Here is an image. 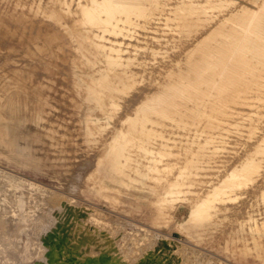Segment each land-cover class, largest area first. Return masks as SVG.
Instances as JSON below:
<instances>
[{
	"label": "rangeland",
	"instance_id": "obj_1",
	"mask_svg": "<svg viewBox=\"0 0 264 264\" xmlns=\"http://www.w3.org/2000/svg\"><path fill=\"white\" fill-rule=\"evenodd\" d=\"M63 1L64 0H0V34H1L0 35V47H1V51L3 50L2 52H7V51L21 52L23 47L24 49H32V47L35 48L44 40V38L47 35H52L53 41H54V45L47 55L36 58L29 53L27 55H21L16 58L17 62L11 64V67L17 70V72L15 73L14 76L12 75L13 73L9 75V76L14 77L15 79V80L9 79L10 81L9 84L13 86L11 87L12 91L14 93L19 92V91H22L21 88L24 89L27 86L25 88V91H26L28 87H31V89L38 91V93H40V97H34V103L38 102L39 100L42 101L45 95H48V98H50V101L52 102V104L61 109L59 116L62 118L64 124L69 129V132L72 134L73 146L76 148V153H74V151L71 152L70 149H64L62 152L56 153V152H51V148L47 143H43V142L38 143L39 145L38 149L40 150H37V158L40 161V165L35 168L25 167V166L14 164V163H8L4 159L0 158V162H1L0 172H2L0 173V177H1L0 184L2 185L3 183H5L6 185L5 184L3 185L5 188L7 187L5 190L3 185L2 186L0 185L1 186L0 188L3 187L2 190L0 189V191H2L0 192V197L2 196L1 198L6 202H11V203L13 202L12 203L13 206L17 208V212H16L17 214L20 213L21 215L22 214L25 215L26 220H28L27 225H26L27 227L26 230L28 232H32L34 231L33 229H34L35 222L33 221L31 223L28 218L30 217V219H32V217L34 218L36 216L35 213L38 214L37 212L39 211L37 210L41 209L42 199L44 197V194L49 193V196L51 197L50 198L51 201L54 200L53 205L55 204L54 206L56 210L58 209L57 207L59 205V208L60 206H62L63 209L64 208L66 209L68 208L66 206H69L67 210L69 209L71 211L76 210L77 212L76 216H75V213H76L75 211L74 213H72L74 214L73 217L75 216L74 219L71 213L69 215V217L70 216L71 217H70V222L68 224L69 226L68 228L70 229L71 227L70 230L73 232L75 230H76L75 232H77L78 230V232L76 233L78 234V236H75V233L72 234V232H70L69 229H67L68 230L67 232H70L72 234V235L70 234L72 236V237L70 236L71 242L76 244L77 243L75 242L76 240L81 241L83 237H86L85 233H88L89 231L92 233L93 231L92 229L94 228L95 230V226L99 227V228H96L99 234L96 231H94L95 233L94 232L92 233L93 235L88 233L89 234L87 235L88 238L86 237V240L84 238L85 242L83 240L81 241L82 243L79 242V244L81 245H84V244L86 245L83 247L89 248V246L93 244L96 238L100 241L99 237L104 238L105 234L109 231V233L106 235V238H104V240H107L108 238L107 236H109V234L110 235L112 234L113 236L112 235L109 236L111 241H109V238H108V241L110 243L100 244L102 247V249L100 250L101 248L99 246L100 242L96 240V242H94L91 252H94L95 254H98V253L100 254V252L104 248L109 250V248L111 247L109 244H111V242H112V245H114L113 243H116V242H117L116 244L121 243L120 245H117V247L119 248L118 252L120 254L118 252L116 253L118 249L117 247H116V251L114 249V253L116 255L118 254L117 257H119L120 259H122V257L126 259V260L122 259L123 264L124 263L130 264L131 262H132L131 264H145V263L147 264V262L148 264H153V263L155 264V262L156 264H245V263L246 264H264V256H263L264 254L262 251H260V249H257V245H260V244L264 245V231L263 230L256 231V229L252 231L248 230L249 220L253 218L255 220H260V221L264 220V199H262V197L260 196L261 191H259L258 193V188H259L260 183L259 185H256L258 184L256 181L258 182L264 181V160H263L264 159V130H263L264 129L263 127L264 126V98L261 97V96H264V94L263 92L259 90L257 86L254 85L256 82H253L252 84L253 88L254 87L255 88L254 89L251 88L250 93H248L245 96L246 97V99L244 100L245 104H241V108L239 107L240 106L239 104H237L238 106L234 104L235 106L238 107L237 109L236 107L234 108L236 110H239L240 113H242V115L240 116L237 115V116H233L229 118L230 122L231 120L235 122L234 125L232 124L234 122H231L232 126H230V122L228 121L223 122V127H222L221 125L222 122L221 124L220 122L211 123L206 120H200V119L194 120L191 118L188 119L187 117H185L186 118L185 121L187 122L185 124L182 122L177 124L176 122L172 120L170 121V119L165 121L167 123L161 121L160 123H158V125L156 124V125L151 126L152 124H147L146 126L147 128L156 127L157 130L162 132L160 133V137L161 136L162 137L160 139L158 138V141H159L158 143L160 147L157 145V146H154L155 148L157 147V149H160L161 148L160 144L162 143L168 144L170 142V141L168 142V140L172 141V143L168 144L169 149H171L173 145H174V148L171 149L172 151L170 150V152L173 153L172 154L173 156L172 155L166 156L163 160V164H161V165L170 166L169 171L159 174L161 176L158 178H160L161 180H159V182H156L150 179H147L144 181L145 177L139 175V173L137 172H148L146 166L153 159V156L146 154L144 151L137 152V148H133V151L137 152L138 154L132 152L128 156V152L123 149L124 140H122L121 137H119L120 136L119 130L120 128L124 127L123 122L121 121L123 119L136 116L137 109L141 108L140 106L145 107L147 100L150 98V96L154 95L153 93L157 92L159 88L158 86H156L157 88L156 89L155 84L153 83L154 80H156L155 77H160L162 82H164L165 80L167 81L165 74H167V72L172 69H175V70L178 69L177 66L174 67L171 65L172 61H180L181 66L182 67L185 66L184 64L185 55L181 54V52L183 53V51L181 50L185 49V47L182 44L183 42L182 40L186 39V36H185L186 34H184V31L182 32L181 29L179 32V29L176 27L177 23H175L178 21L172 22L171 27H166L165 25H163L165 21H155V22H162V23H160L161 24L160 26L155 25V23H153V25L149 24L148 26L150 29H142L141 27H139L137 28L138 31L134 33L135 37H126L124 42H126L127 44H124L125 46L123 45V47L124 48L126 47V49L123 53H121L123 57L122 58L123 61L126 62V60L129 59L131 55L132 56L135 55L134 52L132 51L134 49V45L141 46L140 52L138 54V58L141 56L140 58L141 61H139V63L137 61L129 65L127 68L123 66L119 70L120 71L127 70L128 72H135L136 74L135 77H137V83H136L135 88L130 91V94L123 95L122 97L116 100L117 101L116 107L112 108L111 106H108L107 110H105L102 107H100L97 101L95 100L93 89L96 86L98 80L103 78L105 75L109 73V65L106 62V59L104 58V56L92 46L91 39L85 38L84 35L79 30L76 29L82 24L80 17L77 15L73 19H70L63 15V12H62V2ZM74 1L76 3L72 2V9L74 10L75 8L76 10L77 0H74ZM173 24H176V26L175 25L173 26ZM7 27H10L9 29L11 30H9ZM162 27H164V29H161ZM175 27L177 30H174ZM149 33H154V35L156 34L157 37L159 36V39L166 38V36L174 37L175 38L174 42H176L177 44H174L173 46L172 44L170 46L156 44L157 48H155L156 46L153 44H155L156 42V36H154L153 34L149 35ZM9 35L10 37H8ZM120 38H122V36ZM145 38L147 39L144 40ZM150 42H151V45L149 44ZM149 45L151 48H155V51L157 54H153L151 51H148L149 49L147 48L149 47ZM174 46H179V47H174ZM175 52H177V54H175ZM171 54L172 56L176 55L178 57H171ZM179 54L181 55V57ZM143 61H146V63L145 64L141 63ZM161 61L162 63H165V64H162ZM149 63L150 65L148 66ZM161 65H166L165 67H169V68H165L167 72L165 69H163L164 66H161ZM132 66H133V69H132ZM156 66L157 68H159V70L156 69ZM153 68L154 70H156L155 71L156 73L154 72ZM159 71H161L160 72L161 74L159 73ZM154 73L157 75H155ZM16 75L19 77H17ZM9 76L8 78H11ZM22 76L24 78L26 77V79L22 78ZM145 76L148 79L144 78ZM23 79L25 83L23 82ZM221 80H222V76H218L217 81L220 82ZM254 80L256 79L254 78ZM35 81L37 85L33 84V82ZM22 83H24L25 85L24 84L22 85ZM29 83L33 85L31 86ZM19 84L22 85L21 88ZM146 85H148V87ZM138 86H140L141 88H144L143 91L145 92L141 91L142 94H139L141 92L139 89L140 87ZM145 89H147V91ZM136 90L139 91L137 92L140 98L137 97ZM215 91L213 92L215 94H212L213 96L208 95L206 99V103L208 104H206L205 109L208 112V115L211 114L210 104L213 103L212 105H214V103L220 102L219 101L220 99H218L219 96L217 95L218 91L217 90ZM130 95H132L131 96L132 98L130 97ZM136 97L139 99L138 100L135 99ZM128 98L129 99L131 98V100L134 101V103L132 104V102H127L129 101ZM37 106L41 108V105H37ZM242 108H244V110L246 111H243ZM175 112L182 113L183 111L177 110ZM177 115L175 116L176 118H177ZM248 115H253V117L249 118ZM178 117H180V115H178ZM235 117H237L236 118L237 120H235ZM169 122L171 123L170 125H169ZM188 123H190V125ZM209 123L213 124L214 126L209 125ZM224 123L226 124L224 125ZM167 125H169V127L171 126L170 128H173V129L166 127ZM202 125L207 126L208 129H205L206 127L202 129L203 127ZM217 125H218L217 127L218 129L216 128ZM243 126L244 128H241ZM139 127L140 126L137 127V125L135 126L131 124V125H128L126 128L131 134H133L134 133L133 130L139 129ZM177 127H178V130H177ZM199 127H201L202 130ZM230 128L235 133L229 132V130L231 131ZM245 129L249 131V133H247V131L245 132ZM162 130H165L164 134ZM181 130L182 131L184 130L183 132L185 133H183ZM166 131L169 133L171 132L172 136H170L171 134H168ZM220 133H222V137L220 136L221 135ZM175 134L179 135L180 137ZM140 135H142V137L145 138L144 134H140ZM216 136H218L219 138ZM186 137L188 140L186 139ZM224 137L226 139H224ZM257 138H260V139H257ZM201 139L205 141L203 142ZM186 141H188V143L190 144H188ZM251 143L252 145H250ZM175 146L177 148L179 147L180 149L179 148L177 149ZM181 146H182V149H181ZM250 148H251V151H249ZM176 149L179 151H176ZM184 154L186 155L184 156ZM197 155L200 157L198 158ZM217 156H219V158L223 156L221 160L226 161V163L224 161L223 162L225 164L221 163L222 161L219 162V158L218 159L216 158ZM204 158L206 161L204 160ZM179 160H180V163L178 162ZM85 161L86 162L88 161L89 163L88 162L86 163ZM201 161H203V163L205 164H203ZM243 161L245 162L243 163ZM235 162L236 164H234ZM255 162H258L262 172L261 171L258 172L256 171V169H254ZM115 164H118L120 166V169L115 170L114 169ZM194 164H197V165H194ZM226 165H228L229 167L231 165V167L228 168L230 170L226 169L228 167ZM82 168H85L86 170ZM187 169H193L195 172H200L201 175L196 178L198 180V183L192 189L193 190L196 189L194 191L201 193V195L207 193L211 189V187L214 185V183H216L218 180H221L222 178L220 177H225L226 175H228L229 172L236 173L237 175L236 179H232L231 182L240 184V190L238 192L241 193V195L237 201H231L228 204L230 207H232V210L228 211L229 213L228 218H225V217L214 218V219L208 218L207 220H201V221L196 222L194 224L195 226L193 227V231L190 232V231L185 230L182 227V224L186 220V218L189 217L190 210L192 209V207L195 208L199 200V198L196 197L195 194L181 195L180 198H178L174 203L170 205L169 208L165 210L166 215L164 216L158 215L157 213L158 204L155 203V200H154L155 198L153 197V190H154L153 188L156 186H160L161 183L166 184V182L163 181V178H165L166 176L170 175V177L172 178L174 177L173 176L174 174L176 175L179 172H183L184 170H187ZM211 170L213 172H211ZM222 170L223 172H221ZM83 171H85L84 172L85 174L83 173ZM78 172L79 173L82 172L81 175ZM106 172H126L129 176L133 177L134 179H137V181L134 182V185L132 183L130 184V186L121 185L118 187L117 190L102 189V183L104 180V176L110 175V174H107ZM169 172H172V173H169ZM63 175L70 177L68 179V182H66L65 184H63L62 181H60ZM72 175H76L77 180H75V178L72 179L71 178ZM80 176H81V180H79ZM199 177H201L202 179L200 178L199 180ZM72 181L74 182L77 181L75 182L78 187L77 190L71 189V187L69 186V184ZM197 188L198 189L201 188V189L198 191ZM162 189L163 187H160V189H158V191L156 192L158 193L163 192ZM250 190H252V192H250ZM92 191L94 192V195ZM256 191H257V194H256ZM243 192L245 194H243ZM8 198L10 199L8 200ZM249 199H251V201ZM248 201L250 202L248 203ZM64 202L65 204L63 207V205H60V204H63ZM20 207L24 208L22 212H20ZM82 207H84L83 211L80 212V210H82L81 209ZM92 210L94 211L95 215L93 214ZM84 212L85 213L87 212V213L84 215ZM42 213L38 215L42 216ZM54 213H55V216L56 215L58 216L60 214L57 211L56 212L54 211ZM81 213L85 217H82L83 215ZM97 213H100V214H97ZM90 214L92 215L93 218L91 217ZM77 215L78 216L82 215V216L78 217ZM100 215L103 218L100 217ZM96 216L97 218L95 219ZM76 218L78 219V221L80 220L81 223L76 221L77 220ZM84 218L86 219L89 218V219L84 220ZM92 219L95 221H93ZM72 220L74 221L72 222ZM96 220H100V221L102 220V222L96 221ZM251 221L253 222V220ZM76 222H78L77 223L78 227L76 225ZM84 222L87 225H85ZM104 222L106 226L104 225ZM210 222L212 223L210 227L204 225L205 223H210ZM82 223L85 226H89L91 223H93L91 225L94 227L90 225V227L89 228L86 227L87 228L86 229L84 228L85 226H83ZM110 223L111 225L113 224L112 226L114 228H112ZM96 224H98L99 226ZM100 224L102 225L100 226ZM35 225H36L35 229L37 228L38 230L39 224L36 223ZM138 227L139 228L143 227L142 228L143 230L142 229L140 230ZM144 227H145V230L148 229L146 230L148 233L153 232L152 234L154 235V237L151 233H149V235H147L148 233L146 232L144 233ZM102 228L104 229L103 232H101ZM109 228L111 231L108 230ZM83 229H84V234L82 233ZM85 230L86 231L88 230V232H85ZM112 230L113 231L115 230L114 233ZM125 230L127 231V233ZM154 232H156L157 234ZM196 232H202L203 237H204V240L202 242H200V239H198V237L195 236L194 233ZM79 233L80 234L82 233L83 235H79ZM142 233H144L143 235L145 237L143 235L142 236L144 237L145 241H146V238L147 240H150L151 238L150 240L151 242L152 240L154 241V238H155L154 243L152 242L153 244H151L148 241L146 242L147 244L144 243V240H142L143 237L140 236ZM134 235L138 237V240H136L135 237H132ZM79 236L81 240H79L78 238ZM89 236L90 238H93L92 241H87L89 240ZM113 237L115 238V242H113L114 241ZM235 237L240 238V239L243 238V240L239 241V246L241 247L238 249L239 252L235 254V257H230L231 252L229 250H226L225 248H228V246H232L231 242L233 241ZM128 238H131V240H128ZM156 238L158 240L157 241L158 243H156ZM244 239H247V242H245ZM132 240H135L134 242L136 243H134ZM169 240L173 241V243H175V245L177 246L175 247V245H172V246L168 245ZM128 241H131L133 245L131 244V242H128ZM88 242L89 243L92 242V243L89 244ZM101 242H105V241L101 240ZM165 243L167 245V248H165ZM87 244H89V246H87ZM104 244L107 247L105 246L103 247ZM122 244H124L123 246L126 245L125 248L122 246ZM134 244H137V245H134ZM139 244L140 246H144V247L141 248ZM150 244L151 246H149ZM81 245L80 247L82 248ZM246 245L248 246L249 250H242L246 248ZM96 246L99 247L100 251L96 250L98 249L96 248ZM127 246H128V249H127ZM133 246L135 247L134 249L131 248ZM158 246L161 248L160 250ZM80 247L79 249H81ZM114 247L112 246L111 247L112 250L109 251V253L107 254H109L110 256L115 255L113 254ZM122 247L126 251L127 250L128 251L127 252L125 250L122 251L121 250L123 249ZM177 247L181 248V251L183 252L181 253V255L172 253L175 251ZM130 248L132 250L129 252ZM168 248L170 249L168 250ZM183 248L184 250L187 248V250H185L186 253L184 252ZM135 249H137L138 252L140 253L139 254L140 256L138 255L139 258L137 257L138 253L136 252L137 250ZM146 249H148L149 251L147 250L148 251L147 252ZM132 252L133 253L136 252L137 253V254L135 253L136 256ZM152 253L154 257L150 256L152 255ZM165 254H170L171 257L170 255H168L169 256L168 257ZM175 254L177 257L175 256ZM119 255L122 257H120ZM147 255H149L150 259ZM143 256H145V258ZM128 257H130L131 259V261H129L130 263H128L127 261ZM156 257H158L157 258L158 261L156 260ZM143 259L144 261L145 260L146 261L143 262ZM39 260L45 263L43 258ZM134 260L136 261V263L135 262L133 263ZM151 261L152 263H150Z\"/></svg>",
	"mask_w": 264,
	"mask_h": 264
},
{
	"label": "bare ground",
	"instance_id": "obj_2",
	"mask_svg": "<svg viewBox=\"0 0 264 264\" xmlns=\"http://www.w3.org/2000/svg\"><path fill=\"white\" fill-rule=\"evenodd\" d=\"M72 2L74 3L75 1L74 0H70V1L64 0L62 2L63 15L67 18H70V19H73L77 15L80 17L82 24H81V26L78 25L79 27L76 29L79 30L84 35L85 38L91 39L92 46L104 56V58L106 59V62L109 65V73L107 75H105L103 78L99 79L96 86L93 89V93L95 95V100L97 101L99 106L105 110H107L108 106H111L112 108L116 107L117 106L116 100L118 98L122 97L123 95L130 94V91L135 88L136 83H137V77H135L136 76L135 72H128L127 70H124V71L119 70L123 66L127 68L129 65H131L135 62L138 61V63H139V61H141L140 60L141 56L138 58V54H139L140 48H141L140 45H134V49L132 51L134 52L135 55L134 56L131 55L130 58L127 59L128 61L127 60H126V62L123 61V59H122L123 57H122L121 53H123L126 49V47L125 48L123 47L124 44H127L126 42H124L126 37H135L134 33L138 31L137 28H139V27H141L142 29H150L148 26L149 24L153 25V23H155V25L160 26L161 25L160 23H162V22H155V21H165L163 23V25H165L166 27H171L172 22L178 21V22H175V23H177V26H176V24H173V26L175 25L179 29V32L181 29V31L182 32L184 31V34H186L185 35L186 39L182 40L183 41L182 44L185 47V49L181 50V51H183V53L181 52V54L185 55V60H184L185 66L182 67L180 61H172L171 65L174 67L177 66L178 69L177 70L172 69V70L167 72V70L165 68H169V67H165L166 65H161V66H164L163 69H165L167 72V74H165L167 81L164 79L165 81L162 82L160 77L154 76L156 78V80H154V82H153L155 84V88H156V86H158V88H159L157 90V92L153 93L154 95L150 96V98L147 100L145 107L140 106L141 108L137 109V112H136L137 115L136 116L129 117V118L123 119L121 121V122H123L124 127L120 128V130H119L120 136L119 137H121V139L124 140V143H123L124 148L123 149L128 152V156L132 152L137 153L139 151H144L146 154L153 156V159L146 166L148 172H137V173H139V175L145 177L144 181L147 179H150V180H154L156 182H159V180H161L160 178H158L161 176L159 174L163 173V172L165 173L166 171L170 170L169 165H161V164H163V160L166 156H170L173 154L170 152V150L172 148H174V145H173V147L171 149H169L168 144L172 143V141L168 140L167 138L166 139L168 140V142L170 141L169 143L167 142L168 144L162 143V144H160L161 145L160 149H157V147L155 148L154 146H157V145L159 146L158 138L160 139L162 137V136L160 137V133H162V132L157 130L156 127L155 128H147L146 127L147 124H152L151 126L156 125V124L158 125V123H160L161 121L165 122L166 120H169V119H170V121L172 120V121L176 122L177 124L181 123V122L185 124V123H187L185 121L186 120L185 117H187L188 119L191 118L194 120H196V119L206 120V121L211 122V123L220 122V124H221V122H222L221 125L223 127V122H227V121L230 122L229 118H231L233 116H237V115L238 116L242 115V113H240L239 110H236L238 108L237 104L240 105L239 106L240 108H241V104H245L244 103V100L246 99L245 96L248 93H250V89L253 88V85H252L253 82H256L254 85L257 86L259 88V90L261 92H263V94H264V0H77V5L75 4L77 6L76 10H75V8H74V10L72 9ZM75 25H77V24H75ZM176 27L174 28V30H177ZM7 28L9 29L10 27H7ZM161 29H164V27H162ZM9 30H11V29H9ZM4 31H6V30H4ZM148 32H147V34H148ZM158 32H159V30H158ZM152 34L154 35V33H149V35H152ZM168 35H170V34H168ZM121 36H122V38H120ZM154 36H156V34ZM8 37H10V35ZM176 37H177V35H176ZM142 38H144V37H142ZM146 39L147 38H145L144 40H146ZM152 39H153V37H152ZM1 40H3V39H1ZM154 40H155V38H154ZM174 40H175V38L171 37V36H169V37L166 36V38H160V39H159V36L158 37L156 36V42L153 45L156 46L155 48H157V45H169L170 46L172 44V46H173L174 44H177L176 42H174ZM149 44L151 45V42ZM53 45H54L53 36L47 35L44 38V40L35 48L32 47V49H24V47H23L24 50L22 49L21 52H16V51L2 52L3 50L1 51V47H0V158L4 159L8 163H14V164H19V165H22L25 167H33V168L39 166L40 161L37 158V150H40V149H38L39 148L38 143H42V142L47 143L50 146L51 152L58 153V152H62L64 149H70L71 152L74 151V153H76V148L73 146L72 134L69 132V129L64 124L62 118L59 116L61 109L52 104V102L50 101V98H48V95H45V97L42 99V101L39 100L38 102L34 103V97H40V93H38V91L31 89V87H28L26 91H25V88L27 86L24 89L21 88V86L25 83L24 79H26V77L24 78L22 76V78H24L23 79L24 83H22V85L19 84L22 91L14 93L12 91V88H11L13 86L11 84H9L10 83L9 79H11V80L14 79V77L9 76V75L13 73L12 75L14 76L15 73L17 72V70H15L13 67H11V64L17 62L16 61L17 57H19L21 55H27L29 53L36 58L40 57V56L42 57L44 55H47L50 52ZM150 45H149V47H150ZM142 47H144V46H142ZM149 47L147 48V49H149L148 51H151L153 54H157L155 51V48H151V47L149 48ZM174 47H179V46H174ZM167 48H169V47H167ZM172 52H174V51H172ZM175 54H177V52H175ZM197 55L200 57H198ZM147 57H148V55H147ZM171 57H178V56H176V55L172 56V54H171ZM180 57H181V55H180ZM196 57H198V58H196ZM166 58H167V56H166ZM20 61H21V59H20ZM166 61H167V59H166ZM141 63L145 64L146 61H143ZM161 63H162V61H161ZM162 64H165V63H162ZM149 65H150V63L148 64V66ZM132 69H133V66H132ZM135 69H134V71H135ZM156 69L159 70V68H157V66H156ZM153 70H154V68H153ZM138 71H140V70H138ZM155 71L156 70H154V72ZM160 72L161 71H159V73ZM155 75H157V74H155ZM8 76L11 78H8ZM218 76H222V80L220 82L217 81ZM17 77H19V76H17ZM144 78H146V76ZM254 78L256 80H254ZM18 79H20V78H18ZM146 79H148V78H146ZM148 83H149V81H148ZM33 84L37 85L36 81L33 82ZM33 84H30V85L32 86ZM145 84H147V83H145ZM258 85H260V86H258ZM146 86L148 87V85H146ZM138 87H140V86H138ZM139 89L141 92V91H143L144 88L140 87ZM147 89H145V90L147 91ZM156 89H155V91H156ZM149 90H150V88H149ZM215 90L218 91L217 95L219 96V98L218 97L217 98L220 99L219 100L220 102L214 103V105H212L213 103L210 104L211 105L210 106L211 114L208 115V112L205 109L206 104H208V103H206V99H207L208 95L215 94V93H213ZM137 91L138 90H136V92ZM138 92L136 93L137 97H139ZM143 92H145V91H143ZM152 92H153V90H152ZM139 94H142V92ZM131 96L132 95H130V97ZM137 97L135 99L138 100L140 97L139 98H137ZM261 97L264 98V96H261ZM131 98L130 99L128 98L129 101H127V102H132V104H133L134 101H132ZM123 99H121V100H123ZM253 101H254V99H253ZM124 102H126V101H124ZM259 102H261V101H259ZM231 104H233V105H231ZM234 104H236L237 106H235ZM247 104H249V103H247ZM37 105H41V108H39ZM249 105H251V104H249ZM120 107H121V105H120ZM130 107H132V106H130ZM234 107H236V109ZM177 110H182L183 112L177 113V112H175ZM207 110H209V109H207ZM242 110L246 111V110H244V108H242ZM248 110H249V108H248ZM248 112H250V111H248ZM175 113H176V115L177 114L180 115V117H178V115H177V118H176ZM243 116H245V115H243ZM248 117L249 118L253 117V115H248ZM236 118L237 117H235V120H237ZM231 122H234V121L231 120ZM231 122H230V126H232ZM165 123H167V122H165ZM131 124H133L135 126L137 125V127L140 126L139 129L133 130V132H134L133 134H131L128 131V129L126 128L128 125H131ZM170 124L171 123L169 122V125ZM188 124L190 125V123H188ZM188 124H186V125H188ZM225 124L226 123H224V125ZM232 124L234 125L235 122ZM159 125H161V124H159ZM169 125H167L166 127H169ZM204 125H206V124H204ZM209 125H213V124L209 123ZM227 125H226V127H227ZM204 127H206L205 129H208L207 126H203L202 129H204ZM217 127H218V125L216 126V128ZM263 127H262V129H263ZM199 128L201 129V127H199ZM228 128H229V126H228ZM241 128H244V126ZM170 129H173V128H170ZM170 129H169V131H170ZM222 129H224V128H222ZM165 130H166V128H165ZM165 130H162L163 134H164ZM177 130H178V127H177ZM228 130H227V132H228ZM246 131L247 130L245 129V132ZM221 132H222V130H221ZM229 132H234V131H232V129H231V131L229 130ZM167 133L171 134L170 136H172L171 132L170 133L167 132ZM167 133H166V135H167ZM183 133H185V132H183ZM247 133H249V131H247ZM140 134H144L145 138L142 137V135H140ZM198 134H199V132H198ZM220 134H221L220 136L222 137V133H220ZM175 135H177V134H175ZM260 135H262V134H260ZM177 136H179V135H177ZM190 137H192V136H190ZM216 137H218V136H216ZM186 139H187V137H186ZM224 139H226V138L224 137ZM257 139H260V138H257ZM202 141L204 142L205 140H202ZM202 141H201V143H202ZM173 142H175V141H173ZM186 142L188 143V141H186ZM248 143H250V142H248ZM181 144H182V142H181ZM188 144H190V143H188ZM175 145H176V143H175ZM250 145H252V143ZM133 148H137V152L133 151ZM226 148H227V146H226ZM177 149H176V151H179ZM181 149H182V146H181ZM187 150H188V148H187ZM46 151H47V149H46ZM249 151H251V148L249 149ZM178 155H180V154H178ZM185 155L186 154H184V156ZM199 157L200 156H198V158ZM233 157H234V155H233ZM129 158H131V157H129ZM178 158H180V157H178ZM205 158H204V160H205ZM216 158L218 159L219 156H217ZM222 158H223V156H221V158H219V162L222 161L221 160ZM198 160H200V159H198ZM174 161H175V159H174ZM223 161L221 163H224V162L226 163V161H224V162ZM238 161H239V159H238ZM178 162L180 163V160ZM201 162L203 163V161H201ZM217 162H218V160H217ZM244 162L245 161H243V163ZM194 163H196V162H194ZM203 164H205V163H203ZM234 164H236V162ZM194 165H197V164H194ZM89 166H91V165H89ZM218 166H219V164H218ZM226 166H228V165H226ZM213 167H215V166H213ZM230 167H231V165H230ZM230 167L228 166L226 169H228ZM220 168H222V167H220ZM262 168H263V166H262ZM82 169H85V168H82ZM87 169H89V168H87ZM114 169L118 170V169H120V166L118 164H115ZM254 169H256V171H258V172L261 171V168H260L258 162H255V168ZM228 170H230V169H228ZM238 170H240V169H238ZM84 172L85 171H83V173ZM211 172H213V171L211 170ZM218 172H219V170H218ZM221 172H223V170ZM0 173H2V172H0ZM81 173L82 172H80L79 174L81 175ZM106 173L110 174V175L104 176V180L102 183V189L117 190L118 187L121 185H129L130 186L131 183L134 185V182L137 181V179H134L133 177L129 176L126 172H106ZM169 173H172V172H169ZM173 174H174V172H173ZM203 174H205V173H203ZM200 175H201L200 172H195L193 169H187V170H184L183 172H179L176 175L174 174L173 175L174 177H172V178L170 177V175L163 178V181H165L166 184L161 183L160 186H156L153 188L154 189L153 190V197L155 198L154 199L155 203L158 204V210H157L158 215H162V216L166 215L165 210L167 208H169L170 205L172 203H174L178 198H180L181 195L195 194V196L198 197L199 200H198V203L196 204L195 208L192 207V209L189 212V217H187L186 220L182 224V227L185 230L190 231V232L193 231V227L195 226L194 224L196 222L201 221V220H207L208 218L209 219L223 218V217L228 218L229 217L228 211L232 210V207H230L228 204L231 201H237L241 195V193L238 192L240 190V184L231 182L232 179H236V177H237L236 173L235 172H229L228 175L225 174L226 175L225 177H220L222 179L218 180L216 183H214V185L211 187V189L203 195H201V193L194 191L196 189H194V190L192 189L195 185H197L198 180L196 178ZM2 178H4V177H2ZM69 178L70 177L63 175L60 181H62V183L65 184L66 182H68ZM71 178L72 179L75 178V180H77L76 175H72ZM200 178L201 177H199V180H200ZM0 179H1V177H0ZM79 180H81V176H80ZM206 180H208V179H206ZM75 182H77V181H75ZM75 182L72 181L70 184L69 183L68 184L71 187V189L77 190L78 187H77ZM256 182L258 183L256 185H259V183H260L259 188H258V193H259V191H261L260 196L262 197V199H264V181H262V182L256 181ZM3 184H5V183H3ZM64 186H66V185H64ZM3 187H4V185H3ZM160 187H163V189H162L163 192H159V193L156 192V191H158V189H160ZM2 188H0V189L2 190ZM6 188H5V190H6ZM200 189L201 188H199L198 191ZM3 191H4V189H3ZM0 192H2V191H0ZM250 192H252V190H250ZM45 194H44V197L42 199V206H41L42 210L41 209L37 210V211H39V212L41 211V212L39 213L36 211L38 214H41L43 212L42 216L35 213L36 216L34 218L33 217H32V219H30V217L28 218L31 223L33 221L35 222L34 223V229H33L34 231H32V232H28L26 230L27 229L26 225H27L28 220H26L25 215L24 214L21 215L20 213L17 214L16 213L17 208L15 206H13V204H12L13 202L12 203L6 202L1 198L2 196L0 197V264H33L36 261H40L39 259H41V258L44 259L46 264H54V263H61V264H123L122 259H125V258L119 255L120 257H122V259H120L119 257H117L118 254L116 255L114 253V249L116 251L117 245H120L121 243L116 244L117 243L116 242V243H113L114 245H112V242H111V244H109L111 247L112 246L114 247L116 245L113 248V254H115L116 257H115V255L110 256L109 254H107V253H109V251L112 250V248L110 246H109L110 248L108 247L109 250L104 248L100 252V254L98 253V251H97L98 254L91 252L92 247L94 245V242H96V240L99 241L97 238H96V240L94 238L95 241L93 242V244L91 246H89V244H91L92 242H90V243L88 242L89 244H87V246H89V248L83 247V246H86L85 244L84 245L79 244V242H81L82 240L84 241V238L86 240L87 235H89L88 233L92 234L94 231L97 232L96 228H99V227L95 226V230L93 228L92 233L90 231L88 232V230L87 231L85 230V232H88V233H85L86 237H83L81 240V238L79 236L78 238L81 241H77V240L75 241L79 244V246L77 243L74 244L73 242H71L70 238L72 237L71 235L73 233H75V236H78V234H76L78 232V230H77V232H75L76 231L75 228L78 227L77 223L78 222L81 223L80 220L78 221V219L76 218L77 219L76 221H78V222H76L77 227L74 228L75 231L74 232L71 231L70 230L71 227H70V229L68 228L69 227L68 224L70 222V217H71V216L69 217V215L71 213V215L73 217L74 214H72V213H74V211L76 212V210H74V211H71L70 209L67 210L69 208V206H66L68 208H66V209L64 208L66 210V212H65V210L62 208V206H60V208H59L58 204H57L58 207L56 206L58 209L56 210V208L54 206L55 204L53 205L54 200L51 201V199H50L51 197L49 196V193H47L46 195ZM243 194H245V193L243 192ZM256 194H257V191H256ZM93 195H94V192H93ZM189 197H191V196H189ZM250 197H251V195H250ZM9 199L10 198H8V200ZM251 199H249V200L251 201ZM250 201H248V203ZM101 203H103V202H101ZM64 204H65V202L63 204H60V205H63V207H64ZM67 205H68V203H67ZM78 206H80V205H78ZM83 208L84 207L81 208L82 210H80V208H79L80 212L83 211ZM85 209H84V211H85ZM22 210H24V208L20 207V212H22ZM72 210H73V208H72ZM54 211L55 212L57 211L58 213H60L59 214L60 216L59 215H58L59 217L57 215L55 216ZM69 211H71V212H69ZM86 213L84 212V215ZM89 213H90V211H89ZM100 213H97V214H100ZM76 214H77V212L75 213V216H76ZM93 214H94V211H93ZM82 215H79V216H82ZM84 215L82 217H85ZM75 216L73 217V219L75 218ZM97 216H99V215H97ZM97 216L95 217V219L97 218ZM103 216H105V215H103ZM167 216H169V215H167ZM68 217H69V219H68ZM91 217H92V215H91ZM100 217H102V216L100 215ZM107 217H108V215H107ZM245 218H247V217H245ZM85 219L86 218H84V220ZM88 219L89 218H87L86 220H88ZM98 219H100V218H98ZM251 220H253V222ZM251 220H249V223H248V227H249L248 230L252 231V230L256 229V231H261V230L264 231V220L260 221V220H255L254 218ZM73 221L74 220H72V222ZM93 221H95V220H93ZM96 221H100V220H96ZM100 222H102V220ZM36 223L39 224V226L37 225L38 230H37V228L35 229ZM86 223H85V225L88 224V223L87 224ZM120 223H121V221H120ZM91 224H93V223H91ZM82 225H83V223H82ZM85 225H83V226H85ZM90 225L85 226L84 228H86V227L89 228ZM96 225H98V224H96ZM101 225L102 224H100V226ZM104 225H105V222H104ZM110 225H111V223H110ZM204 225L210 227L212 225V223L211 222L205 223ZM74 226H75V224H74ZM92 227H94V226H92ZM112 228H114V227L112 226ZM122 228H124V227H122ZM142 228H139V229L141 230ZM67 229H69V231L72 232V234L70 232H67L68 231ZM72 229H73V227H72ZM80 229H81V227H80ZM103 230L104 229L102 228L101 232H103ZM105 230H107V229H105ZM108 230H110V228ZM136 230H138V229H136ZM146 230H148V229H146ZM146 230L144 227V233L145 232L148 233ZM114 231H113V233H114ZM34 233H35V235H34ZM82 233L84 234V229H83ZM82 233L81 234L79 233V235H83ZM108 233H109V231L106 234L103 233V234H105V237L104 236L103 237L106 238V235ZM126 233H127V231H126ZM144 233H142L140 236H142ZM149 233L152 234L153 232H149ZM149 233L147 235H149ZM154 233H156V232H154ZM100 234H102V233H100ZM194 234L196 237H198V239H200V242H202L204 240L202 232H196ZM111 235L109 234V236H111ZM136 235H138V234H136ZM109 236H107V237L109 238V241H111ZM123 236H124V234H123ZM132 237H135L136 240H138V237H136L135 235ZM144 237L142 238V240H144ZM153 237H154V235H153ZM99 238H100V241H99L100 243L99 242L98 243H99L100 247H101L100 244H102V243H107V244L110 243L108 241V238H107V240H104V238H101V237H99ZM131 238H128V240H131ZM72 240H73V238H72ZM92 240H93V238H90V236H89V240H87V241H92ZM101 240H103L105 242H101ZM113 240L112 241L115 242L114 237H113ZM120 240H121V238H120ZM150 240H151V238H150ZM150 240H147V238H146V241L144 240V243H146L147 241L150 242ZM160 240H161V238H160ZM241 240H243V238L240 239V238L235 237L233 239V241L231 242L232 246H228V248H225L226 250H229L231 252L230 257H235V254L239 252L238 249L241 248L239 246V241H241ZM244 240H245V242H247V239H244ZM132 241L134 242L135 240H132ZM154 241H155V238H154ZM154 241L152 240L150 243L153 244ZM157 241L158 240L156 238V243H158ZM128 242H131V241H128ZM134 243H136V242H134ZM166 243H165V248H167ZM131 244H132V242H131ZM137 244H134V245H137ZM151 244L149 246H151ZM80 245L82 246L83 250L80 247ZM123 245L124 244H122V246ZM155 245H157V244H155ZM168 245L172 246V245H175V243H173V241L169 240ZM104 246H105V244L103 245V247ZM125 246H123V247L125 248ZM139 246H140V244H139ZM176 246L177 245H175V247ZM79 247L81 249H79ZM105 247H107V246H105ZM140 247L142 248L144 246H140ZM178 247H180V246H178ZM178 247L172 253H176L177 255L178 254L181 255V253H183V252L181 251V248H178ZM96 248H98L96 250H99V247L96 246ZM124 248L123 249L120 248V249L122 251H124L125 250ZM131 248L134 249L135 247L133 246ZM131 248L129 249V252L132 250ZM136 248H137V246H136ZM234 248H236V249H234ZM101 249H102V247L100 248V250ZM127 249H128V246H127ZM148 249H146V251ZM154 249H155V247H154ZM156 249H158V248H156ZM160 249L161 248L159 247V250ZM169 249L170 248H168V250ZM257 249H260V251H262L264 254V251H263L264 245H262V244L257 245ZM93 250H95V249H93ZM105 250L108 252H106ZM135 250H137V249H135ZM183 250H184V248H183ZM185 250H187V248ZM185 250H184V252H185ZM242 250H249L248 246L246 245V248L242 249ZM118 251H119V248L117 249L116 253ZM170 251H169V253H170ZM126 252H125V254H126ZM136 252H134V253L132 252V253L134 255L136 253L137 257H138V255L140 253L138 252V250ZM122 253H124V252H122ZM144 253H146V252H144ZM150 253H148V254H150ZM125 254H124V256H125ZM176 254H175V256H176ZM165 255L168 256L170 254H165ZM165 255H163V256H165ZM147 256L149 257V255H147ZM150 256L154 257L153 253ZM163 256H162V258H163ZM143 257L145 258V256H143ZM148 257H146V258H148ZM170 257H171V255H170ZM128 258H129V260H128ZM128 258H127V261H128V263H130L129 261H131V259H130V257H128ZM157 258L158 257H156V260H157ZM149 259H150V257H149ZM153 259H155V258H153ZM172 259H174V258H172ZM145 261L143 259V262H145ZM134 262L136 263L135 260L133 261V263ZM140 263H141V261H140ZM150 263H152V261ZM37 264H41V263H37ZM124 264H126V263H124ZM147 264H148V262H147ZM155 264H156V262H155Z\"/></svg>",
	"mask_w": 264,
	"mask_h": 264
},
{
	"label": "water",
	"instance_id": "obj_3",
	"mask_svg": "<svg viewBox=\"0 0 264 264\" xmlns=\"http://www.w3.org/2000/svg\"><path fill=\"white\" fill-rule=\"evenodd\" d=\"M37 263L46 264V263H44V262H42V261H36V262H34L33 264H37ZM54 264H61V263H54Z\"/></svg>",
	"mask_w": 264,
	"mask_h": 264
}]
</instances>
